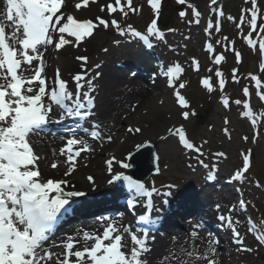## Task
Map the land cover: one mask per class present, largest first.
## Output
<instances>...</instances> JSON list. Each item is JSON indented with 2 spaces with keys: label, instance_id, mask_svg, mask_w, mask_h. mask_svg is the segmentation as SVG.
<instances>
[{
  "label": "snow or ice",
  "instance_id": "obj_1",
  "mask_svg": "<svg viewBox=\"0 0 264 264\" xmlns=\"http://www.w3.org/2000/svg\"><path fill=\"white\" fill-rule=\"evenodd\" d=\"M91 2L95 3L96 0H91ZM177 2L184 5L186 0H177ZM248 2L249 0H245V3ZM89 3L90 0H80L75 3L74 7L80 10L87 8ZM250 3L251 8L242 9L240 22L236 24V28L241 29L242 25H248L250 31L243 36V40L250 48L258 44L261 57H264V37L259 40L252 38L253 33H257L258 36L264 33V23L258 26L257 0H250ZM147 4L154 14H159L161 0H147ZM213 5H217V0H210L209 8L211 9ZM65 6L66 0H0V264H48L54 256L56 264H147L142 256L150 250L147 247L148 231L144 229L139 235L130 234L129 228L118 226L115 220L107 223L100 233L84 231L82 235L77 234L79 239L73 236L66 237L60 244L63 249L60 254H55L44 247L50 239L49 234L59 215L67 210L66 206L70 205L73 198L85 194L75 190V186L70 185L67 179L43 177L38 166L40 157L34 152L30 137L48 122L53 106H58L62 110L61 118L87 116L88 113L81 110L94 106L91 93L95 90V77L90 78L87 71L83 70L88 63L86 56L75 57L81 62L82 71L72 77L74 93L69 91L67 82L60 76L59 69L56 70L53 85L49 86L45 76V52L49 46H53L57 51L69 45L78 47L86 38L93 36L94 31L100 26L108 29L111 25L120 36L139 38L148 48L153 46L150 38L160 39L164 36L157 26L156 19H152L147 25L145 35L135 30L130 24L126 28H121L116 19H111L110 22L99 16L95 18V21L78 19L62 12ZM187 7L191 9L194 18L190 23L199 24L201 13L191 3H188ZM100 10L101 12L107 11L109 15L119 11L123 17H127L130 12L138 13L140 8L133 7V0H125L123 4L122 0H114V3L109 2L101 6ZM179 15L183 18L186 13L180 11ZM215 15V25L209 20L205 28V33L209 37L213 28L217 33L221 30V18L224 13L222 10H217ZM227 19L234 20L231 15ZM258 27L259 32H257ZM223 39L228 41L227 37ZM114 43L119 44L120 41L117 40ZM233 43L228 41L225 48L235 51L232 47ZM216 44L220 45L221 40H217ZM204 49L211 58L214 53L213 44L206 42ZM235 59L237 64L241 62L242 57L239 51H235ZM224 60L223 55H215L212 63L219 66ZM95 67L99 68L100 65L97 64ZM191 67L194 71H199L200 64L196 58L191 59ZM259 69L264 73V62L259 64ZM184 71L185 69L177 62L168 67L166 73H162L167 77V87L174 89L175 102L181 109H187L189 102L180 92V89L185 88V84L180 82L176 88L175 82L179 80ZM208 71L211 72L212 69L209 68ZM237 71L236 68L232 69V79L238 83ZM249 76L251 81L255 82L256 95L260 101H264V92L260 90V79L257 75L249 74ZM215 77L218 78L219 90L223 92L226 80L219 68L215 71ZM210 79L209 77L200 80V84L208 93L215 90ZM243 95L249 96L248 87L243 88ZM220 102L225 109L229 108L227 96L222 95ZM234 102L237 105L241 104L239 99ZM243 109L245 111L241 115L250 119L255 129L258 118L253 115L247 102L243 103ZM181 115L185 120L189 118V112L186 110L182 111ZM224 123L225 125L229 123L227 118ZM91 129V131L84 129V132L92 140L104 138L99 125L94 124ZM127 131L140 133L141 129L130 127ZM168 131L170 134L178 135L179 143L183 147L203 155L200 148L195 147L186 139L183 128ZM224 131L227 132V129ZM106 139L111 141L112 136L109 135ZM243 139L248 138L245 136ZM145 146L144 144L137 145V153L139 154L140 148ZM87 151H91V148L84 139H77L75 136L67 139L64 147L60 149V155L65 157L64 163L67 165L64 176L72 175L76 170L77 158L82 152ZM215 155L224 156L225 154L218 152ZM241 155L242 167L231 177L233 181H242L250 168L249 155L244 153ZM114 162L124 169L132 166L130 163L116 160L113 156L106 161L109 173L113 172ZM200 163L203 164V161ZM51 167L55 169L58 165L52 163ZM208 178L212 179L211 174ZM87 179L90 183L94 182L91 176ZM115 181H123L130 191L140 197H146L145 207L149 213L152 211L151 198L157 191L154 187L149 190L144 183L123 173L111 175L108 183L112 184ZM170 195L171 192L165 193V196ZM239 205L242 211L245 202L241 200ZM134 206L135 202L130 200L129 207ZM216 207L219 209L220 206ZM236 210L235 206L230 207L229 213ZM139 219L149 225L156 222L148 214L141 215ZM218 219L225 222L231 229L233 242L240 246L239 251H252L251 248L244 247V240L235 227L240 223L239 220L233 221L231 215H220ZM254 230L253 227H248L249 233ZM255 239L260 244H264V235L258 233ZM81 241L82 246L78 247ZM212 243L214 241H210L208 252L203 254L198 253L195 248L187 251L186 255L190 258L188 264H196L197 261L216 264V261L211 258L214 257L216 251L211 246Z\"/></svg>",
  "mask_w": 264,
  "mask_h": 264
},
{
  "label": "rangeland",
  "instance_id": "obj_2",
  "mask_svg": "<svg viewBox=\"0 0 264 264\" xmlns=\"http://www.w3.org/2000/svg\"><path fill=\"white\" fill-rule=\"evenodd\" d=\"M77 2H80V0H66V6L63 7L62 12L71 14L78 19H86L84 16H88L89 19L93 20H95L94 17L102 16L101 13H105L106 16L102 18L109 20V22L111 19H116L121 28H126L127 25L130 24L133 28L137 29L143 28L146 23H150L155 17V14L147 4V0H133V7L140 8V11L138 13L130 12L127 17H123L119 11L111 15H109L107 11L101 12V6L112 2L110 0H96L95 3H92L90 0L89 6L87 8H81L80 10L74 7ZM242 2L245 3V0H230L227 3L224 16L221 18L220 32H215V28H213L211 30V36L209 37L205 33V28L209 20L215 25V12L220 7L218 0L217 5L211 6V9L209 8L210 0H186L184 5L179 4L177 0H161L160 10L166 9L172 13V15L166 28L162 29L160 27L163 30L164 36L155 46L156 48L153 52L156 60H154L153 63L161 64L160 68H158L160 73H162L163 70L167 72L168 67L177 62L185 69L179 80L175 82V87L178 88L180 82L185 84V88L180 89V92L188 100L189 107L187 109H181L175 102V97L173 96L174 89L167 87V81L161 79L162 87L166 86V90L169 91L167 92V98L177 109L175 114L178 117V121L173 123L166 122L167 124L162 129L154 133L150 130L147 131L148 133H143L141 131L139 133V135H141L140 144L136 143L134 147L144 143H150L156 146L158 155L157 169H159V171L157 176L151 178V184L148 181L144 182L148 189L153 187L157 190L162 189L159 191L162 193L164 189H166L165 185L172 184L175 187L192 185L195 197L192 200L191 198L187 199L186 204L190 207L193 206L195 210H197L196 207L200 208L198 206L203 203L201 195L204 199L207 198V196L214 198L210 204H207L208 209L212 207L215 209L212 222L208 221L214 226V229L211 230L204 227V222H202L201 217H203L205 211H196L195 213H197L199 217H195L200 221L199 229L205 231L210 237L214 238L222 254L229 255L227 264H264V244H260L255 239V234H260V230H256V226L253 223V219L255 222H264V108H262V103H264V101H260L256 95V85L248 76V74H253L257 75L259 78L261 72L259 64L264 62V57H261L258 44L254 48L247 47V45L244 48L242 45L235 46V39L239 34L243 33V35H247L250 31L247 24L242 25L241 29L236 28V24L240 22L241 12L238 10L241 8ZM123 3H125V0H122V4ZM188 3L194 5L201 13L199 24L190 23L194 18L191 9L187 7ZM180 6L186 13L183 18H181L178 13L171 12L173 8ZM211 10H214L213 15H210L212 14ZM229 15L234 18L233 21L227 19ZM170 29L171 31H169ZM224 37H227L228 41L234 42L232 47L235 51L241 53L242 59L239 64H237L234 58L235 51L225 48V44L228 41H225L223 39ZM117 40L120 41L119 44L114 43ZM217 40H221L220 45L216 44ZM88 41L97 46L99 51L101 50L104 52L105 49H107V51L110 50V52L116 55L120 53L132 54V50H136L134 47L136 43L133 41V38L130 36H120L117 30L111 25L108 29H104L103 26H100L94 31L93 36L90 37ZM206 42H210L214 46V53L211 58L209 53L204 49ZM50 47L53 50V55L51 56L52 60L49 63L48 72L45 76L46 79L52 83L55 78L56 70L59 69V71H61L58 61L59 55L71 49L73 46H65L59 51L53 46ZM215 55H223L225 57V60L221 62L219 66L212 63V59H214ZM76 56H85V52L79 50L73 55V60L79 63L80 61L75 59ZM192 58H196L199 61V71H194L192 69ZM225 62H228L232 69L236 68L238 70L237 78L239 74L246 73L244 77L238 78V83L233 81L232 71H227L225 67H222ZM120 64H122V61H117L114 66L117 67ZM209 68L212 69L211 72L208 71ZM217 68L223 72L226 80L223 92L219 90L218 78L215 77ZM119 71L124 74H130L131 70L119 69ZM154 72L156 73V71ZM154 72L150 70L145 72L146 79L149 77L150 73ZM209 77L211 78L210 83L215 89L212 93H208L200 84L202 78ZM262 80L260 90L264 92V79ZM244 87L249 88L248 97L243 95ZM222 95L229 98V108L227 109H225L220 102ZM237 99L241 100L240 105L235 104L234 101ZM164 100L161 94H159L149 106L141 109L137 108L130 118H128V121L121 123L118 136H113L112 140H107V142L110 145L113 144L114 147H118L124 137L129 133L127 131L128 128L131 127L135 129L139 127L141 129L142 120L163 109ZM244 102L249 104V108L252 110L253 115L258 118L255 129L252 127L251 120L241 115V113L245 111L243 109ZM137 104L138 103L134 100L129 103L131 108H136ZM185 110L189 112V118L187 120L181 115L182 111ZM199 114L200 118L196 120L195 117ZM165 116L168 120L170 119L169 116ZM225 118L229 121L227 125L224 123ZM92 123L93 118L89 120V125ZM176 128H183L186 138L203 152L201 157L193 151L183 150L179 143L178 135L170 134L168 131L169 129L175 130ZM225 129H227V132L224 131ZM245 136L248 138L247 140L243 139ZM211 150L216 153L222 152L225 155L218 156L219 158L215 157L213 163L208 164L205 156L209 154ZM132 152L127 155L125 154V160H127ZM241 153L249 155L251 167L242 181L232 180L230 183L228 182L229 186L228 184L225 186L222 184L225 178L233 176L234 173L242 167L243 158ZM200 161H203V164H201ZM205 165L207 167H205ZM119 168L120 170H117L118 173L125 172L122 167ZM127 173H129V171H127ZM209 174H211L212 179L208 178ZM213 179L217 180V184L207 185L206 181ZM205 185H207V187ZM257 185H259V187H257ZM195 192L200 202L196 199ZM88 196L91 199H95L97 195L95 192H92L85 195V197ZM241 200L245 202V207L242 211L239 205ZM217 205L220 206L219 209H217ZM233 206H235L237 210L229 213V208ZM195 213H188L182 217L176 216L175 218L178 220L179 225L178 228L182 227L184 220L193 218L194 216L192 215H195ZM218 214L225 216L231 215L233 221H240L235 227L244 240V247L252 249L251 252L242 251L245 257H238L239 255H237V252H241L238 250L240 246L233 242L231 229L226 225L225 231H222L221 224L219 226L216 225V216ZM93 217L94 216H90L84 219V221H88ZM249 221L252 223L251 225ZM248 227H253L255 230L249 233Z\"/></svg>",
  "mask_w": 264,
  "mask_h": 264
},
{
  "label": "bare ground",
  "instance_id": "obj_3",
  "mask_svg": "<svg viewBox=\"0 0 264 264\" xmlns=\"http://www.w3.org/2000/svg\"><path fill=\"white\" fill-rule=\"evenodd\" d=\"M110 1L114 2V0ZM101 15L102 16L99 17L106 16L105 13H101ZM84 17L89 19L88 16ZM88 39L90 38H86V40L78 47L73 46L71 49L59 55L60 76L67 82L69 91L74 93L75 87L72 77L76 73L81 72L82 68L81 63H77L73 60V55L79 50L85 52V56L87 55L88 57V63L83 70L87 71L90 78L95 77V90L91 93L94 99V106H90L93 118L92 125L95 124L100 126V131L104 138L94 141L87 134L75 135V138L77 139H84L89 144L91 151L81 153V156L77 158L76 170L72 175L67 177L64 176V172L67 170V165L64 163L65 157L60 155V149L66 144L67 139L73 137H53L51 135L35 132L30 137V142L34 152L40 157L38 160V166L44 178L67 179L70 185L75 186V190L87 194L95 192L97 195L96 200L99 203L95 204L94 207L102 208L109 206V203L117 202L112 200L108 201L109 198L116 197L115 194H109L111 189L115 188L110 187L108 180L111 178V175L118 173L117 170H120L119 167L121 166L114 162L113 172L109 173L106 164L108 157L111 159L114 156L116 160L124 161L125 154L127 155L131 153L136 148L134 145L136 143L140 144L141 141V135L132 132L124 137L118 147H114L113 144L110 145L107 142L106 137L109 135L112 137L118 136L121 123L128 121V118H130L137 108L141 109L153 103L159 94L165 99L163 109L157 113H153V115H150L148 118L143 119L141 123V131L143 133H148L147 131L150 130L154 133L162 129L167 124L166 122H177L178 117L175 114L177 109L167 98V92H169L166 90L167 87H162L161 81L156 78L153 73L149 74L147 80H142L120 72L114 66L115 62L127 61L131 57V54L120 53L119 55H116L113 52H110V50L104 52L101 50L99 51L97 46L93 45ZM52 51V48L48 47L45 52V65L47 66L50 65L49 63L52 60ZM97 64L100 65L99 68L95 67ZM165 72V70L162 71V73ZM97 73H99L98 76ZM162 73L160 78H166ZM132 100L138 103L136 108L130 107L129 103ZM45 102L48 103L47 99H45ZM57 111V108L53 106L50 113L51 118L52 114ZM165 115L169 116L170 119L168 120ZM91 130L92 129L90 128L89 131ZM124 162H126V160ZM52 163H57L58 167L55 169L52 168ZM89 176L93 177L94 182H89L87 179ZM147 181L151 184L150 180ZM176 191L178 192L174 195V201H176V199H184L185 196L189 198L190 195H194L192 185L181 186L177 188ZM159 199L160 198L157 197V203H159ZM146 200V197H142L135 201L134 208L146 209ZM83 201L89 202L92 200ZM73 202L74 200H72L71 203ZM88 206L92 205L89 204ZM192 209L193 206L187 209L184 214L190 212ZM161 211L162 209H159L157 212L156 209H152V217L156 222H159L162 218L163 211ZM214 214L215 209L209 208L203 213V217L201 218L212 222ZM195 215L199 217L198 214ZM195 215H192L194 217L191 219L184 220L182 227L172 230L156 243L149 244L150 250L143 254L142 259L145 260L147 264H188L190 258L186 255L187 251L195 248L200 254L208 252L209 243L210 241H214V238L210 237L205 231L200 230L199 227H196L200 224V221ZM100 220L103 221L90 224L85 223L83 226L79 225L71 231L60 234L58 237L45 243L44 247L55 254H60L63 251L60 244L68 236H73L79 239V236L77 235L78 233L80 235H82L84 231L94 234L100 233L103 228L106 227L107 223H111L114 220L118 222V226L123 227L125 223L123 219H113L111 221H105L104 219ZM82 243L83 242L81 241L78 247L82 246ZM211 246L216 250L214 257H211L216 261V264H227L229 255L222 254L215 241ZM237 253V255H239L238 257H245V254L242 253V251ZM48 264H56V257L54 256ZM196 264H206V261H197Z\"/></svg>",
  "mask_w": 264,
  "mask_h": 264
},
{
  "label": "water",
  "instance_id": "obj_4",
  "mask_svg": "<svg viewBox=\"0 0 264 264\" xmlns=\"http://www.w3.org/2000/svg\"><path fill=\"white\" fill-rule=\"evenodd\" d=\"M168 19L161 15L160 22L166 25ZM200 116L197 117L199 119ZM130 164L132 165L130 168L132 169V176L136 180L142 181L147 178L150 174H152L157 169V156L155 153V145L146 144L145 147L140 148L139 154L137 151L132 155L130 160ZM138 168L143 169V174H138Z\"/></svg>",
  "mask_w": 264,
  "mask_h": 264
},
{
  "label": "trees",
  "instance_id": "obj_5",
  "mask_svg": "<svg viewBox=\"0 0 264 264\" xmlns=\"http://www.w3.org/2000/svg\"><path fill=\"white\" fill-rule=\"evenodd\" d=\"M260 3V16L261 17H264V3L262 2H259Z\"/></svg>",
  "mask_w": 264,
  "mask_h": 264
}]
</instances>
